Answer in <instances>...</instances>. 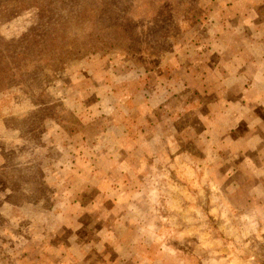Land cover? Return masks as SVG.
Returning <instances> with one entry per match:
<instances>
[{"label":"rangeland","instance_id":"374dc122","mask_svg":"<svg viewBox=\"0 0 264 264\" xmlns=\"http://www.w3.org/2000/svg\"><path fill=\"white\" fill-rule=\"evenodd\" d=\"M0 264H264V0H0Z\"/></svg>","mask_w":264,"mask_h":264},{"label":"crops","instance_id":"0c3cea01","mask_svg":"<svg viewBox=\"0 0 264 264\" xmlns=\"http://www.w3.org/2000/svg\"><path fill=\"white\" fill-rule=\"evenodd\" d=\"M235 59V58H234ZM230 70L232 69V68H229ZM231 75V74H230Z\"/></svg>","mask_w":264,"mask_h":264}]
</instances>
